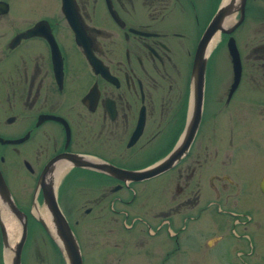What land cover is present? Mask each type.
<instances>
[{
  "label": "flooded vegetation",
  "instance_id": "1",
  "mask_svg": "<svg viewBox=\"0 0 264 264\" xmlns=\"http://www.w3.org/2000/svg\"><path fill=\"white\" fill-rule=\"evenodd\" d=\"M250 1L240 24L260 19ZM0 2V217L8 233L11 223L17 233L25 224L22 248L42 236L57 248L36 220L46 189L69 217L74 240L84 230L86 258L76 239L82 264L129 256L119 243L102 241L104 233L131 236L129 264H163L181 257L189 223L203 210L235 216L237 225L247 215L250 224L251 208L264 199V149L245 146L239 131L250 118L264 122V38L240 45L233 37L239 25L215 37L198 108L192 57L219 0ZM159 161L163 169L154 175H133ZM163 230L172 246L157 244ZM197 241L186 244L188 253Z\"/></svg>",
  "mask_w": 264,
  "mask_h": 264
},
{
  "label": "rangeland",
  "instance_id": "2",
  "mask_svg": "<svg viewBox=\"0 0 264 264\" xmlns=\"http://www.w3.org/2000/svg\"><path fill=\"white\" fill-rule=\"evenodd\" d=\"M21 1L24 2L25 0ZM219 1L221 2L222 0ZM15 3L18 4L17 2ZM214 5L215 3L211 5L210 9H214ZM248 6H253L251 11L253 12L254 9V15L260 19L249 21L246 20L236 27L233 37L238 38L240 45L246 43L248 47H251V45L260 42L264 38V0H255V2L250 1ZM47 7H50V5ZM42 9L43 7L38 5L35 9V12L32 11L30 14H28L26 11V13L29 16H34L35 13ZM51 9L52 8L50 7L48 10ZM247 16L250 15L247 14ZM225 19H228V21L225 23V26L227 27L236 20L234 14H230ZM204 23L205 21H202L201 26H203ZM263 131L264 122H260L258 118L254 117L250 118L249 121H246L244 129L240 130L239 132H243L244 134V136L241 137L245 146L247 145L255 147L257 145L256 147L262 146L264 149V142H262L260 139V136H263L264 138ZM237 137L239 138L240 136ZM256 150L260 151L261 149L256 148L255 151ZM152 155H154L155 158L156 155H160V152H155ZM249 201L252 203L251 200ZM260 201L261 206L259 207V210L256 211V209L251 208V211L254 210V212L253 214L251 213L252 217L250 224L244 219L247 217V215L246 217L243 216L239 218L240 224L237 225V223H235V216H226V214L220 212L216 215H211L208 213V210H203L200 212L199 219L196 222L194 221L189 223L188 234L190 236L186 237L185 241H183V244L185 245L183 247L185 250L182 251L181 249L180 253L178 252V256L181 257L178 259L174 257L170 259L168 263L164 262L163 264H264V199H260ZM233 202L236 205V208H238L239 205L243 203L240 200L238 202ZM58 204L60 206L59 201ZM232 212L235 213L236 210L232 209ZM68 218L69 217H65V219H67L70 223ZM77 220H79L80 224H82L80 225L81 227L85 225L84 219L78 218ZM253 221H255V223ZM198 227L200 237H198L199 239L197 241V236L194 235L193 232L195 228L197 229ZM164 232L165 231L163 230L161 235H159L160 237L157 241V244H162L163 247H165L164 244L167 246L168 244L169 246H172L170 242L167 243ZM41 233L44 235L43 232ZM76 233V239H78L81 243L80 249L84 254L83 257L86 258L88 252L86 248L88 244L85 243L84 240V230L79 227L77 228ZM103 235L104 236L101 238L102 241H115L116 243H119L120 247L124 248L123 250H125V248L127 249V253L129 255L127 256L128 260L127 258L123 259L121 257L122 259L120 260L119 264H124V261L129 264V261L133 260V257L135 256L129 254L131 251L129 250L130 245H128V243L132 240L129 234H126L123 231L120 232L119 230L118 234L111 232L107 235L104 233ZM42 237L41 239L37 238L35 244H33L30 239L27 240V245L23 246L20 251L21 264H62V256L60 255L59 251H56L54 245L50 244L47 242L46 238ZM16 238H18V233ZM16 238L12 241V247L13 243L16 241ZM194 241H197L198 246H195L196 249L192 248V250L188 253L186 251V246L192 244ZM7 252L4 251L3 253V249L0 247V264H7ZM115 255L116 253L113 254V256ZM180 260H184V262H180ZM84 264L87 263L84 262Z\"/></svg>",
  "mask_w": 264,
  "mask_h": 264
},
{
  "label": "water",
  "instance_id": "3",
  "mask_svg": "<svg viewBox=\"0 0 264 264\" xmlns=\"http://www.w3.org/2000/svg\"><path fill=\"white\" fill-rule=\"evenodd\" d=\"M245 4V0H222L219 5L217 6L214 14L210 17L209 23L204 27L202 35L199 38V42L197 47H195L194 57H192V67H191V78L190 82H193L192 85V92L193 98L192 102H195L197 107L199 108L200 102L199 98H201V91L202 88V77H203V66L205 65L204 56H206V52H208L207 46H209L211 36L217 33H225L230 35V33L235 29L236 26L240 25L242 21V16L244 14L243 5ZM2 6V3L0 2ZM3 8V6H2ZM230 14H236V20L230 24L228 27L225 26V18H227ZM235 42L232 37H228L226 48L229 51V57L232 62V69L234 70V79L237 80V76L239 75V59H238V52L235 49ZM163 162L159 161L155 164L154 167H151L144 172L139 171L135 172L133 175H154L157 171H161L163 169ZM140 176V177H142ZM139 177V176H138ZM261 182L259 184V190L264 194V174L260 179ZM46 194L43 197V210L47 212V221L50 223L51 227L47 230V226L45 225L44 221L40 217H36V220L43 226V230L48 232L52 237L53 241L55 242L57 249L63 255V259L66 264H82L80 260V252L78 250L77 242L74 240V235L72 231L69 229V225L67 221L63 218V214L57 208V202L54 200V192L49 191V189L45 190ZM6 203H8V207L13 213H17L14 209L13 204L9 199L6 198ZM20 218V216L17 215ZM18 218V219H19ZM2 218L0 217V234L2 238L3 244V253L8 248L9 244H7L6 239L7 236L5 234V226L2 223ZM21 228L19 230L18 238H16L15 244H13V248L9 249L10 259L8 260L7 264H20V249H22L23 240L25 239V224L21 221ZM6 264V263H5Z\"/></svg>",
  "mask_w": 264,
  "mask_h": 264
},
{
  "label": "bare ground",
  "instance_id": "4",
  "mask_svg": "<svg viewBox=\"0 0 264 264\" xmlns=\"http://www.w3.org/2000/svg\"><path fill=\"white\" fill-rule=\"evenodd\" d=\"M227 1V0H226ZM226 20L227 19H225V23H226ZM217 36V33L215 34V35H213V36H211V38H210V43H209V46H207V48L209 49H211V47L210 46H212V44L215 42V37ZM47 213H46V211H44V210H42V212H41V219H42V221H44V223H45V225L47 226V228H48V230L50 229V227H51V225H50V223L47 221ZM3 223V222H2ZM5 224V223H4ZM14 223H11L10 224V227H12V228H10L9 229V233L6 231V229H5V234H6V236H7V239H6V242H7V244H9V246H8V248L6 249V252L7 251H9V249H11V248H13L12 246H11V242L13 241V239H15V237H16V234H17V232H15V228H14ZM6 258H7V262H8V260L10 259V254H9V252H7V254H6Z\"/></svg>",
  "mask_w": 264,
  "mask_h": 264
}]
</instances>
